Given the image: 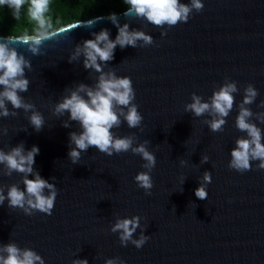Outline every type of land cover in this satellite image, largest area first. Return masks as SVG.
<instances>
[{"label":"water","instance_id":"water-1","mask_svg":"<svg viewBox=\"0 0 264 264\" xmlns=\"http://www.w3.org/2000/svg\"><path fill=\"white\" fill-rule=\"evenodd\" d=\"M203 3L202 12H194L163 37L151 24L129 21L156 43L123 50L117 46L110 62L118 75L132 79L135 103L144 117L142 130L124 122L113 131L121 136L135 133L137 143L151 141L149 150L156 155L151 196L134 181L145 170L139 155L107 156L91 147L73 165L68 159L69 133L78 131V125L63 127L61 119L67 117L57 118L50 110L66 87L92 83L82 62L69 63L68 56L76 43L93 38V31L108 28L114 39L117 28L109 15L83 20L66 39L47 42L43 56L33 57L20 42H13L33 65L27 73L29 90L22 95L36 104L46 124L40 132L31 126L24 131L29 122L23 110L16 117L0 118V126L8 128L7 135H0V148L8 150L21 141L26 149L38 146L34 167L56 183L58 195L51 215L28 216L10 210L5 201L0 206V242L11 239L33 248L45 264H71L76 254L89 264H104L116 256L126 264H264V170L257 169L256 162L243 174L228 167L235 139L245 135L234 126L238 108L234 106L224 131L218 133L202 123L206 117L184 111L193 92L207 99L225 76L241 89L234 94L236 104L243 98V87L252 83L259 95L250 107L264 110L257 107L264 100V0ZM123 12L116 13L121 24ZM203 154L210 159L201 164ZM181 158L187 165H180ZM206 170L212 180L207 200H200L195 189ZM181 175L187 177L182 192ZM19 180L16 173L0 177L4 184ZM133 215L142 218L144 234L150 236L140 249L131 243L121 246L118 234L109 231L117 216Z\"/></svg>","mask_w":264,"mask_h":264},{"label":"clouds","instance_id":"clouds-1","mask_svg":"<svg viewBox=\"0 0 264 264\" xmlns=\"http://www.w3.org/2000/svg\"><path fill=\"white\" fill-rule=\"evenodd\" d=\"M123 3L127 5L122 14L126 18L123 24L116 13L108 16V20L117 28L114 39L108 28L93 31V38L76 43L68 56L69 63L82 62L92 83L79 82L66 87L50 110L57 118L67 117L61 119L63 127L70 128L73 122L78 125V131L69 133L68 159L73 165L80 163L82 154L91 147L107 156L128 152L139 155L144 161L142 168L145 170L139 171L134 181L146 195L151 196L154 187L151 172L156 166V155L148 147L151 141L145 139L137 143L135 133L121 136L113 131L124 122L130 129L142 130L144 117L135 103L136 91L132 79L127 75H118L116 67L110 66V62L114 59L117 46L123 50L127 47L144 48L156 43L152 35L141 28L131 27L129 21L151 24L161 29L160 35L163 37L169 29L186 23L194 12H202L204 3L203 0H123ZM5 7L18 22L22 20L23 14L31 28L0 38V118L16 117L19 110H23L29 122L24 131L31 126L34 131L40 132L45 127V117L34 102L22 95L30 87L27 73L33 69L32 61L13 42H20V46L33 57L43 56L47 42L58 43L66 39L70 30L82 22L77 20L62 24L59 19H54L53 0H0V9ZM92 22L88 20L86 23ZM240 91L237 82L225 76L223 83L215 87L207 99L193 92L184 111L195 117H206L202 123L211 132L218 133L224 131L226 118L234 106L238 108L234 126L245 135L235 139L228 167L243 174L252 170L253 162H256L257 169L264 170V129L259 126L264 125V110L253 111L250 107L256 103L259 95L252 83L243 87V98L236 104L234 94ZM257 107L264 109V100H260ZM7 133L8 128L0 126V135ZM39 151L36 145L26 149L24 141L10 146L8 150L0 148V177H11L14 173L20 175V180L15 183L4 184L0 181V206L7 201L10 210H20L28 216L36 212L52 214L58 188L56 183L43 178L34 167ZM209 159L207 154H203L200 163L204 164ZM179 163L185 166L188 162L181 158ZM51 179L55 181L56 178ZM186 179L181 175L178 191H183ZM211 180V172L204 171L195 189L198 199L207 200V185ZM141 219L139 215L117 216L109 231L118 234L121 246L126 247L131 243L140 249L150 239L149 235L144 234L146 228L141 224ZM138 229L137 237L135 234ZM0 264H45V259L33 248L20 247L15 240L9 239L7 243L0 242ZM71 264L89 262L87 258H78L76 254ZM104 264H126V261L116 256L106 258Z\"/></svg>","mask_w":264,"mask_h":264},{"label":"trees","instance_id":"trees-1","mask_svg":"<svg viewBox=\"0 0 264 264\" xmlns=\"http://www.w3.org/2000/svg\"><path fill=\"white\" fill-rule=\"evenodd\" d=\"M127 9L123 0H53L52 15L62 24L83 21L97 16L120 13ZM27 19L18 22L9 9H0V36H9L30 30Z\"/></svg>","mask_w":264,"mask_h":264}]
</instances>
